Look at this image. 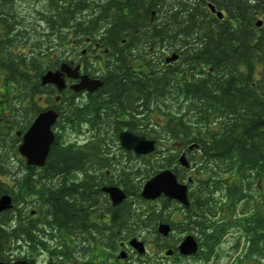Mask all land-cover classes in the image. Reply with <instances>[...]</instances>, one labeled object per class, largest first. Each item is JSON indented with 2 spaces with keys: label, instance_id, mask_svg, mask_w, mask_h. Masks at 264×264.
<instances>
[{
  "label": "trees",
  "instance_id": "1",
  "mask_svg": "<svg viewBox=\"0 0 264 264\" xmlns=\"http://www.w3.org/2000/svg\"><path fill=\"white\" fill-rule=\"evenodd\" d=\"M27 4L34 13L23 12ZM263 11L264 0H0V195L12 199L0 213V261L15 245L19 258L27 257L33 231L28 207L17 209V203L29 191L37 190L47 207L32 220L34 227L51 219L73 234L85 218L84 206L101 193L99 184L69 177H89L93 169H108L109 182L126 193L110 208L107 247L115 253L120 240L146 231L157 239V225L170 212L152 205L139 215L135 205L141 211L146 206L141 187L163 168L186 178L190 166L196 194L192 208L179 210L174 222L200 235L208 251L203 257L236 223L249 236L245 251L264 256ZM94 45L104 58L102 86L84 97L68 87L59 93L51 105L58 118L45 164L39 170L26 165L17 152V131L56 101L55 87L41 85L40 76L75 56L87 70ZM167 51V57L178 56L168 65ZM122 130L154 139V151H125L118 143ZM67 131L86 139L78 145L64 139ZM182 154L189 167L180 166ZM146 255L142 263L155 264Z\"/></svg>",
  "mask_w": 264,
  "mask_h": 264
},
{
  "label": "flooded vegetation",
  "instance_id": "2",
  "mask_svg": "<svg viewBox=\"0 0 264 264\" xmlns=\"http://www.w3.org/2000/svg\"><path fill=\"white\" fill-rule=\"evenodd\" d=\"M120 1L124 3L126 0ZM168 53L171 52H166V54L164 55V60L167 58L166 55ZM87 61L89 64L87 70L84 69L85 61L83 59H80L78 56H75L73 59H71L70 65H79L80 74H87L91 78H99L102 80V78L99 77L101 75L102 64L104 63L101 48L97 45H94L93 51L88 53ZM164 64L168 65L169 62L165 60ZM77 81L78 80H71L69 78H66L67 87ZM87 93V91H80L79 94L80 97H84ZM58 101L59 100H56L52 102V104L47 105L49 107H52L51 105L57 104ZM53 130H56L55 126H53ZM84 134L85 133L79 135V137L77 136V138H74L76 144L80 145L82 144L81 142L85 141L86 137ZM132 154L134 153L132 152ZM35 167L36 170H39L38 166ZM187 169L188 170L185 171V173H188L186 175L189 176L181 179L177 178L180 183H185L187 185V207H185L177 200L169 199L165 195H160L152 201L153 205L158 207L165 205V207H167L166 210L170 212V215L168 216V219L166 221H159V224L167 223L169 225V232L166 235H162L157 231V239L155 240L157 241L156 244H158L161 248L160 259L164 258L167 259L168 262H176L178 264L183 261L191 260H195L197 264H206L209 260L208 256L210 254L207 253L203 257V252H208L207 248L204 245V240H202V238H200V235L198 233H195L193 230L185 231V228L187 226L182 224L179 225L174 222L177 216L180 215L179 210H184L185 212L187 209L192 208L191 201L193 200V195L196 194L197 187L195 181L190 177L191 175H193V170L191 169V166ZM104 171V174H102V170L95 171L93 169V173L89 177L81 173L75 174L76 176L69 177V179L76 180L77 183H84L85 186L93 185V188H96L97 184H99L101 193V197L99 200L93 199L91 200V203L89 205L84 206V208L86 209L84 216L85 218L83 222H81V220H77V222H80L79 227L73 234L66 232L64 226L56 225L51 219L41 218L40 220L36 221L38 222V227H34L32 220L38 219L39 213L46 210L47 208L46 204L44 203L45 198L39 199L37 190L27 192L25 199L17 203V209L24 204L28 207L29 212L28 214H26L27 226L33 231L31 237L28 238L27 242V257L25 259L26 264H28V262L30 264H82L81 262L84 261L90 262V264H143L142 260L145 259L146 256L148 257V255L144 254L137 256L135 250H133L128 244V240L131 238H136L144 243L142 236H133L130 238L127 237L123 240H120L119 248L115 253L107 247L108 245H110V241L112 240L111 232L113 228L110 208H115L116 205H113L108 193L103 191V187L113 185L109 182L110 178H112L111 173L108 169ZM87 180L89 181L86 183ZM33 185L36 189H39L41 187V184L39 182H36ZM79 187L82 186L79 185ZM93 194L96 195L97 193L93 192ZM127 200L129 199L127 198ZM145 201L146 205H148L147 202L149 201ZM135 208L139 210V215L147 214V211L145 210L147 209L146 207H144L142 211L137 206H135ZM189 217L192 220V214H189ZM98 227H100V229H98ZM39 228L42 229V231H37V229ZM207 229L208 227H206L204 233L207 232ZM34 230L36 231V233ZM97 230H100V232L98 233ZM186 235H192L197 242L196 252L190 255H183L178 250L180 242ZM66 244H68V246L70 247L71 252V258L69 259V261H66L65 259ZM215 246L216 245H214V248ZM167 251H169V253H167ZM121 253L124 255L123 257L120 256ZM214 253L215 251L213 252V254ZM18 255L19 254L15 245V248H11L7 253V260L2 262L8 263L22 259L19 258ZM154 263L158 264L160 262H156L154 260Z\"/></svg>",
  "mask_w": 264,
  "mask_h": 264
},
{
  "label": "water",
  "instance_id": "3",
  "mask_svg": "<svg viewBox=\"0 0 264 264\" xmlns=\"http://www.w3.org/2000/svg\"><path fill=\"white\" fill-rule=\"evenodd\" d=\"M210 10L216 14L218 18H222V12L216 10L213 5L208 4ZM264 12V11H263ZM261 24V20L257 21V26ZM177 54L173 53L166 58L167 62L174 61ZM79 65L72 66L66 62H62L57 68L49 69L40 76V84H51L57 92H61L67 87L66 78L78 80L70 84L68 87L74 92L87 91L93 92L102 86L103 82L99 78H91L87 74L79 73ZM59 99V95L55 96V100ZM58 118L57 110L53 107L44 108L39 111L33 118L29 126L20 135V142L17 147L18 154L24 158L26 165L43 166L50 148L54 141L55 134L52 129ZM119 145L126 151H132L136 155H147L154 151L156 142L154 139L147 138L144 135L135 134L128 130H122L118 133ZM179 163L183 167L189 166L184 154L179 157ZM103 191L108 193L113 205L121 203L126 198V193L118 186L110 185L103 187ZM160 195H165L169 199H174L188 206L187 185L177 181L175 173L171 169H162L149 177L142 185L140 197L144 200H155ZM12 207L11 196L7 193L0 195V213ZM170 230L167 223H160L157 226L158 233L166 235ZM128 244L138 254L145 253L144 243L136 238L128 240ZM178 250L183 255H190L196 252L197 242L192 235H186L178 246ZM169 253V251H167ZM120 256H124L122 253ZM0 264H26L25 260L19 259L14 262H2Z\"/></svg>",
  "mask_w": 264,
  "mask_h": 264
},
{
  "label": "rangeland",
  "instance_id": "4",
  "mask_svg": "<svg viewBox=\"0 0 264 264\" xmlns=\"http://www.w3.org/2000/svg\"><path fill=\"white\" fill-rule=\"evenodd\" d=\"M24 10L25 11L23 12L26 13H34L32 4H27ZM29 17L31 19L36 18L35 15L33 16V14H29ZM41 105H45L43 100H41ZM64 137L63 138L67 140H74L73 138L76 136L73 132L67 131L64 134ZM193 175H195V171H193ZM148 201V205L145 206V204L142 203V207L149 208L148 206L153 205L152 201ZM245 202H250V199L247 198ZM135 206L138 205L136 204ZM245 208L246 210L253 211V208L250 209L247 205H245ZM240 225V223L234 224L233 227L220 239L214 248L215 253L213 254L214 251H212L211 255L208 256L209 260L206 264H264L263 255L248 254V250L245 251L249 236L246 231L240 227ZM142 238L145 243V249L151 256H154V260L156 262H160L158 264H178L176 262H168V260L164 258L160 259L161 248L158 244H156L157 241L155 240L154 234L151 231H146ZM179 264H197V262L195 260H191L183 261Z\"/></svg>",
  "mask_w": 264,
  "mask_h": 264
}]
</instances>
